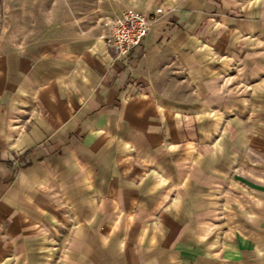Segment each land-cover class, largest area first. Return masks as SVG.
<instances>
[{
    "label": "crops",
    "instance_id": "0c3cea01",
    "mask_svg": "<svg viewBox=\"0 0 264 264\" xmlns=\"http://www.w3.org/2000/svg\"><path fill=\"white\" fill-rule=\"evenodd\" d=\"M1 2L0 264H264V0Z\"/></svg>",
    "mask_w": 264,
    "mask_h": 264
},
{
    "label": "built area",
    "instance_id": "2783aa9c",
    "mask_svg": "<svg viewBox=\"0 0 264 264\" xmlns=\"http://www.w3.org/2000/svg\"><path fill=\"white\" fill-rule=\"evenodd\" d=\"M156 12H160V8ZM153 19L138 11L121 12L109 25L108 33L104 37L105 45L113 50L116 59L126 58L132 49L141 44Z\"/></svg>",
    "mask_w": 264,
    "mask_h": 264
},
{
    "label": "rangeland",
    "instance_id": "374dc122",
    "mask_svg": "<svg viewBox=\"0 0 264 264\" xmlns=\"http://www.w3.org/2000/svg\"><path fill=\"white\" fill-rule=\"evenodd\" d=\"M32 7V5L17 4L5 7L0 0V42L2 40L17 41L21 39L22 41L28 39V37L24 36V30L33 27ZM29 9L30 12H27ZM26 12L27 14H25ZM24 16H27V18L29 16L30 21L25 20Z\"/></svg>",
    "mask_w": 264,
    "mask_h": 264
}]
</instances>
